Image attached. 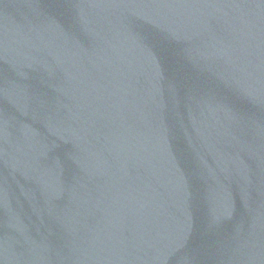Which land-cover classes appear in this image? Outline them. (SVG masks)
Masks as SVG:
<instances>
[{
    "label": "water",
    "instance_id": "95a60500",
    "mask_svg": "<svg viewBox=\"0 0 264 264\" xmlns=\"http://www.w3.org/2000/svg\"><path fill=\"white\" fill-rule=\"evenodd\" d=\"M0 264H264V0H0Z\"/></svg>",
    "mask_w": 264,
    "mask_h": 264
}]
</instances>
